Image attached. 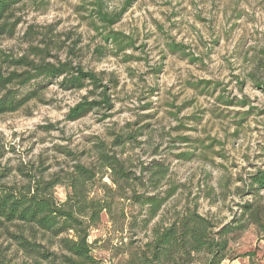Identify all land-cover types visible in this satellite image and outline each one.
Masks as SVG:
<instances>
[{
	"label": "clouds",
	"instance_id": "clouds-1",
	"mask_svg": "<svg viewBox=\"0 0 264 264\" xmlns=\"http://www.w3.org/2000/svg\"><path fill=\"white\" fill-rule=\"evenodd\" d=\"M0 264H264V0H0Z\"/></svg>",
	"mask_w": 264,
	"mask_h": 264
}]
</instances>
